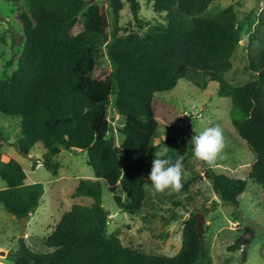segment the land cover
<instances>
[{
	"label": "trees",
	"instance_id": "16d2710c",
	"mask_svg": "<svg viewBox=\"0 0 264 264\" xmlns=\"http://www.w3.org/2000/svg\"><path fill=\"white\" fill-rule=\"evenodd\" d=\"M6 1L18 7L21 31H13V43L22 49L14 58L17 67L0 78V112L21 117L18 150L29 156L42 144L50 168L63 149L87 151L95 171V177L80 178L73 193L91 197L93 203H74L62 214L46 238L49 251H35L21 238L18 259L12 264L210 262L211 250L199 235L196 214L187 220L182 246L173 256L125 245L119 235L109 232L102 180L121 210L141 212L148 195V158L159 126L155 94L201 73L203 84L219 82V93L232 99L234 125L256 156L246 178L210 170L215 191L222 200L238 205L249 181L264 189V45L251 63L256 78L241 85L226 78L243 39L236 5L220 8L216 4L220 0H154V10L166 12V21L144 33L121 34L125 2L110 0L115 19L110 35L108 10L98 2ZM128 1L136 19L144 22L140 1ZM81 20L83 28L74 32ZM104 45L113 65L108 73L96 71L97 51ZM111 103L124 119L120 144L111 135ZM178 157L170 153L160 158L174 162ZM0 177L6 182L0 201L9 212L22 218L36 211L44 183H27L22 163L5 159L1 151Z\"/></svg>",
	"mask_w": 264,
	"mask_h": 264
},
{
	"label": "rangeland",
	"instance_id": "374dc122",
	"mask_svg": "<svg viewBox=\"0 0 264 264\" xmlns=\"http://www.w3.org/2000/svg\"><path fill=\"white\" fill-rule=\"evenodd\" d=\"M104 4L108 10L110 35L114 28V12L110 0H87ZM140 23L128 0L120 11L121 34L130 31L144 33L149 26L166 21V12L154 10V0H139ZM220 8L235 4L243 25L241 46L233 57V67L226 78L241 85L256 78L251 63L257 50L264 45V0H220ZM18 7L0 0V78L10 75L17 61L14 59L22 49L13 43V31H21L16 19ZM83 20L74 32L83 28ZM14 61L13 65L10 61ZM113 68L107 46L97 51L96 71L108 73ZM201 73L180 79L171 90L155 94L154 108L159 121L155 147L148 158V175L155 154L158 157L176 153L184 156L182 187L179 191L155 193L148 180V195L139 214L121 210L114 194L105 180L103 182V205L110 213L108 229L120 236L127 246L150 254L173 256L182 246L183 229L194 214L203 213L205 218L203 239L211 250L210 262L203 264H264V189L260 183L249 181L246 191L234 205L220 198L214 189L208 172L214 170L234 177L246 178L256 159L246 140L237 132L232 112V99L219 93V82L203 84ZM109 117L113 135L120 144L124 134L120 127L124 119L111 103ZM239 116V115H238ZM20 116L0 112V151L5 159L19 160L27 172V183L42 182L45 192L35 212L27 221V232L21 235L20 218L9 212L0 201V264L17 261L21 238L35 251L45 252L47 236L53 231L62 214L74 203L91 205V197L74 196L80 178L95 177L88 163L87 151L63 149L51 161H46L42 144L36 146L29 156L22 154L16 142L21 136ZM219 124L225 137V148L214 166L193 157L191 138L196 132ZM6 182L0 177V189ZM198 219V217H197ZM4 251V252H3Z\"/></svg>",
	"mask_w": 264,
	"mask_h": 264
},
{
	"label": "clouds",
	"instance_id": "9594fccd",
	"mask_svg": "<svg viewBox=\"0 0 264 264\" xmlns=\"http://www.w3.org/2000/svg\"><path fill=\"white\" fill-rule=\"evenodd\" d=\"M190 143L193 145V157L197 161H203L210 167L214 166L218 156L225 148V137L222 127L217 124L196 132ZM183 157H178L174 162L171 159L159 158L155 154L152 161L148 180L155 193L165 191H179L182 187Z\"/></svg>",
	"mask_w": 264,
	"mask_h": 264
},
{
	"label": "water",
	"instance_id": "95a60500",
	"mask_svg": "<svg viewBox=\"0 0 264 264\" xmlns=\"http://www.w3.org/2000/svg\"><path fill=\"white\" fill-rule=\"evenodd\" d=\"M29 216H30V214L25 215L24 217L20 218L21 227H22V232H21L22 236H25V234L27 232V221H28ZM197 217H198L199 235H200L201 238H203L204 225H205L204 214L203 213H198Z\"/></svg>",
	"mask_w": 264,
	"mask_h": 264
}]
</instances>
